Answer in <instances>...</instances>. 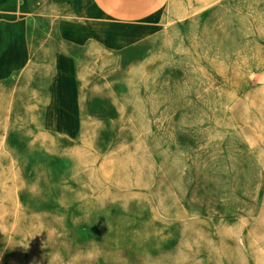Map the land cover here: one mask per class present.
Masks as SVG:
<instances>
[{"label": "rangeland", "instance_id": "rangeland-1", "mask_svg": "<svg viewBox=\"0 0 264 264\" xmlns=\"http://www.w3.org/2000/svg\"><path fill=\"white\" fill-rule=\"evenodd\" d=\"M243 8L72 74L7 76L0 38V264H264V0Z\"/></svg>", "mask_w": 264, "mask_h": 264}, {"label": "crops", "instance_id": "crops-1", "mask_svg": "<svg viewBox=\"0 0 264 264\" xmlns=\"http://www.w3.org/2000/svg\"><path fill=\"white\" fill-rule=\"evenodd\" d=\"M254 0H0L3 44L23 46V63L53 61L72 74L77 62L142 59V46L166 37L170 43L207 28L222 13L244 11ZM236 7L237 9H234ZM248 9H246L247 11ZM22 32L14 42L9 36ZM5 76V77H7Z\"/></svg>", "mask_w": 264, "mask_h": 264}]
</instances>
